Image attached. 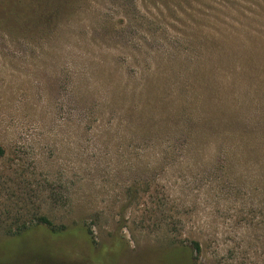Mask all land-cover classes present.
<instances>
[{
	"label": "rangeland",
	"instance_id": "rangeland-1",
	"mask_svg": "<svg viewBox=\"0 0 264 264\" xmlns=\"http://www.w3.org/2000/svg\"><path fill=\"white\" fill-rule=\"evenodd\" d=\"M9 4L0 212L67 230L1 218L0 264H264V0Z\"/></svg>",
	"mask_w": 264,
	"mask_h": 264
},
{
	"label": "trees",
	"instance_id": "trees-1",
	"mask_svg": "<svg viewBox=\"0 0 264 264\" xmlns=\"http://www.w3.org/2000/svg\"><path fill=\"white\" fill-rule=\"evenodd\" d=\"M5 2V4L8 6V10L6 9V7L2 6L3 3ZM9 2H13V0H9ZM8 1L4 0L1 1L0 0V33L8 36V34L10 33H15L17 31H20L22 28H27L24 26H21L18 22H16L14 19L16 17V15L14 14V12L11 11V5L9 4ZM31 5H34L33 3H30ZM35 6V5H34ZM22 13L27 14V16L30 18L31 14L35 15L36 14V8L33 10L29 7L27 10L23 9L22 11L19 10ZM32 12V13H31ZM34 13V14H33ZM48 15L47 17H45V19H38V21H36V23H42V22H46V21H50L49 26H46L47 28L50 29H54L56 28V20L55 17L58 14V12H56L55 16H52L50 10L48 11ZM17 18V17H16ZM32 18V17H31ZM14 23H13V22ZM32 23V22H31ZM10 24H12V26H10ZM39 26L35 27L38 28ZM29 29V28H27ZM42 32V31H40ZM154 57L156 58V60L158 62H165L168 64V69H166L163 74L167 77L165 79H159L157 78L158 76V72L157 71H161V70H155L150 69L148 71V78H152L154 79L156 82H154L153 84H160L161 87H165L166 83H168L169 80H172L175 82V77L178 78V76L183 73L188 74L187 72H191V76L194 74V72L192 70H186L184 68H181L178 66L179 62L178 61H173V60H168L166 58H164L163 55L160 54H156L154 55ZM252 61H255L254 58H252ZM182 63V61H181ZM214 67V65L210 66V69H212ZM217 67H221V65L217 66ZM159 68V67H158ZM217 71V70H216ZM199 76L200 74L197 73ZM189 79V78H188ZM208 82H209V86H212L214 89H216L217 85L220 84V82L218 81H214L215 79L212 78V76H210L208 78ZM166 81V82H165ZM184 81V78L180 77L179 82ZM224 83V82H223ZM154 86H159V85H154ZM217 90V89H216ZM151 98L153 100H160V97L158 95H156L155 93V89L153 88L151 90ZM171 106H166L165 107V111H171L170 108ZM154 109L158 110V111H162V108L160 107V103H156L154 106ZM181 111V110H180ZM174 115V111L171 112ZM194 124H191V128H193ZM247 126V125H246ZM5 155V150L0 146V158H2ZM29 208L26 207H21L18 208L17 206L15 207V205H12V208H10V210H8L7 214H5L6 212L1 213L0 212V220L1 218L3 219V217L8 216L9 215V219L10 222L8 223V229L7 231L4 233L7 236H14V237H18L24 233H26L29 230L30 226H43L46 227L49 233L52 234H61L64 233L67 229L66 226L61 227V228H55L52 223L48 220V218L46 216L43 215H38V214H34L32 215V213L28 210ZM193 249L196 252L200 251L199 245L198 243L194 242L193 244Z\"/></svg>",
	"mask_w": 264,
	"mask_h": 264
}]
</instances>
